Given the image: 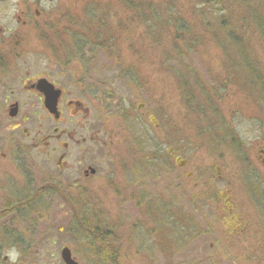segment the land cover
I'll return each instance as SVG.
<instances>
[{
  "label": "rangeland",
  "instance_id": "obj_1",
  "mask_svg": "<svg viewBox=\"0 0 264 264\" xmlns=\"http://www.w3.org/2000/svg\"><path fill=\"white\" fill-rule=\"evenodd\" d=\"M145 1H157L165 8L171 5L165 3L169 0ZM42 2L47 10H54V20L62 25L56 33L64 44L61 63L73 72L74 78L81 76L80 65L75 62L83 59L73 58L70 63L75 57L70 53L72 44L64 40H74H70L72 32L69 33V28L63 24L74 22L70 27L74 34H90L86 32L90 27L94 31L99 29L90 19L92 9L100 6L108 13L112 33H108L103 51L98 49L94 53L100 86L93 93L85 89L74 90L73 94L86 102L90 114L106 116L108 127L115 135L108 148L76 150L71 160L76 161V168L80 159L98 171L94 183L89 184L90 193H96V196L79 203L81 218L83 213L94 210L100 214V222L106 219L111 224L127 222L128 228L114 231L112 237L103 231L112 245L110 253L113 255L116 251L119 255L117 264H264V87L260 84V81L264 84V38L257 33L242 37L244 50L250 54L249 62L258 72V78L259 74L263 78L258 83H251L248 69L244 65L241 68L235 59L238 49L227 35H222L225 28L220 25L221 21L227 20L230 25L242 29L245 15L264 13V0H218L204 5L201 0H181L179 17L192 22L187 38L196 43L189 51L182 42L178 46L172 45L168 28L159 31L156 42L152 38L155 31L147 30L140 19L123 7L125 0ZM221 6L227 10L223 11ZM242 33L243 30L239 35ZM97 39L93 36V40ZM99 43L97 41L94 48ZM179 46L186 53L183 57L176 50ZM180 80L189 87L184 88ZM251 80L253 82V78ZM207 94L211 101L208 110L196 102L201 103ZM184 100L190 101L191 105L194 101L195 107ZM222 123L237 132L240 144L230 142L233 136H225L221 127L213 131L212 124L219 127ZM170 147L181 157L162 156ZM36 160L44 172L58 169L55 168L57 160L45 162V153L42 157L38 154ZM113 171L119 175L115 182L111 181ZM134 180H142L146 185L133 183ZM121 184L125 198L114 191ZM144 190L159 205L162 235L157 231L160 234L158 249L155 250V245L146 248L147 252L148 248L152 249L151 256L130 260L128 243L133 245L134 252L137 241L144 238L143 234L137 233L139 229L135 230L136 224H150L154 228L149 216L154 202L143 201L137 206L128 200L130 195L142 194ZM66 193L71 195L69 187ZM90 193L78 192L77 196L82 198L83 194ZM228 195L235 220L230 217L225 204ZM57 197L46 207L36 206L31 210L42 211L39 216H45L49 233L57 230L56 224L66 231L75 227L73 211L77 203L64 202ZM148 205L149 209L145 211ZM90 215L83 222L80 218L81 246H77L70 233L66 234L67 245L73 247L74 256L82 264H98L103 253V248H99L98 254V248L90 245L93 235L89 239L85 234L83 227L94 225ZM169 217L177 226L167 224V228H163V220L168 221ZM170 226L178 232H171V235ZM128 229L130 235L126 240ZM186 232L190 234L186 235ZM152 235L149 234V238ZM176 235L181 238L174 242L172 237ZM60 259V253H38L28 257L34 264H51Z\"/></svg>",
  "mask_w": 264,
  "mask_h": 264
},
{
  "label": "flooded vegetation",
  "instance_id": "obj_2",
  "mask_svg": "<svg viewBox=\"0 0 264 264\" xmlns=\"http://www.w3.org/2000/svg\"><path fill=\"white\" fill-rule=\"evenodd\" d=\"M42 1L15 0L12 3L11 0H0V264H34L31 260L28 261V257L38 253H60V261L51 264H67L62 258L65 248L71 249L72 257L78 264H82L74 256L73 247L67 245L66 234L70 233L77 246H81L79 203L93 200L96 196V193H90L89 184L94 183L98 171L94 166L87 164V161L80 159L77 160V170L76 161L71 160V156L76 150L106 149L111 144L109 142H113L112 137L115 135L108 127L106 116H102V113L93 116L86 102L73 94L74 90L85 89L93 93L92 91L100 86L95 70L94 53L97 49L94 46L97 43L93 40L94 33L74 34L72 29L70 30L74 22H61L69 28V33L72 32L70 40H74H64L65 43L72 44L70 53L75 57H72L70 63L74 61L73 58L83 59L75 62L80 65L81 76L75 75L74 78L73 72L61 63L64 44L56 33L60 32L62 25L54 20V10H47ZM88 30L90 31L91 27ZM72 54L68 53L70 56ZM57 66L60 68H56ZM106 136L108 140H105ZM262 151L264 152V148ZM44 153L46 163L57 160L55 168L58 169L50 173L39 167L37 155L41 154L42 157ZM174 155L181 157L177 156L171 147L162 154L170 159ZM117 175V171L112 172V182H115V177L119 176ZM138 182L141 185L142 180L133 181ZM68 187L70 196L66 193ZM114 191L124 197L123 184ZM78 192L90 194H83L82 199L77 196ZM146 192L147 190H144L142 194L128 197V200L134 201L137 206L143 201L154 202L151 205L153 212L149 214L154 228L150 224H136L135 230L139 229L137 233L143 234L144 238L137 241L134 252L133 245L128 243L127 253L130 260L138 256H151L152 249L148 248L147 252L146 248L148 245H155V250L158 249L160 234L157 231L162 235L159 205L153 198H149ZM56 196L61 201L77 203L73 211L75 227L66 231L63 226L56 224L58 228L53 233L57 235L49 233L50 226L44 223L47 222L45 216H39V213H42L40 209L31 211L36 206L46 207L48 203L54 202ZM225 201L230 217L235 220L229 195ZM148 209L149 205L145 211ZM32 212L33 215H30ZM98 214L94 210L83 213L84 217L90 215L94 228L96 231L99 229L100 234L97 231L95 240L92 241L98 248V254L103 248L97 262L117 264L119 255L116 251L113 255L110 253L112 245L103 231L106 230L112 237L114 231L128 228L127 222L111 224L107 219L100 222ZM171 217L168 221L163 220V227L167 224L177 226L173 225L174 221H170ZM171 226L169 232H178ZM128 231L129 229L125 231L126 240L130 235ZM149 234H153L151 238ZM189 234L190 232H186V235ZM101 238L106 239L101 241ZM178 238L181 237H172L174 242H177ZM12 258L15 259L11 260Z\"/></svg>",
  "mask_w": 264,
  "mask_h": 264
},
{
  "label": "trees",
  "instance_id": "obj_3",
  "mask_svg": "<svg viewBox=\"0 0 264 264\" xmlns=\"http://www.w3.org/2000/svg\"><path fill=\"white\" fill-rule=\"evenodd\" d=\"M125 4H123V7H125V9H127L128 11H130L133 16L135 15L137 17V19H140V23L143 24L144 27L147 28V30L150 31H155L156 34H152V38L154 40L157 39V37H160V32L163 29L162 28H168L170 29V33L169 36L171 41L173 42L172 45L175 44V46H178L179 43H183L186 46V49H188V51L190 50V48L192 47V45L196 44V43H192L190 41L189 38H187L189 36V34L191 33V27L193 26L192 22L190 23V21L183 19L180 16V10H178V8L180 7L179 3H181V0H177V2H173L174 0H169L166 1L165 3H171V5H167L166 8L162 7L161 3H157V1L155 3L152 2H148L145 1L144 2H139V0H125ZM213 2L215 3L218 0H201V4H205L207 2ZM182 4V3H181ZM207 6V9H211L209 7V5H205ZM223 11H226V7L221 6ZM214 9V8H212ZM189 10V9H188ZM203 10H201L202 12ZM200 12V13H201ZM197 13V12H195ZM183 14V13H182ZM254 15H249L248 17H246V15L243 18V26L242 29L241 28H235L234 26L230 25L229 22L227 20H223L220 22V25L223 26V28H225V31L222 30V35H227L229 41L233 42L234 47H236L238 49L237 51V56L235 59L237 60V63L239 64V66L244 65V68H247V72H248V78L251 81V83H258L259 80H262V76L259 74V78H258V72L256 73V69L255 67L252 65L251 61L249 62V60H251L250 57H248L250 54L248 51H245V47H243V44L245 41H243V35H247V33H252V35L255 33H257V35H260L262 38H264V13L260 12L259 13H253ZM259 14V15H258ZM107 15L108 13H105L104 10L101 9L100 6L95 7L94 9H92L91 12V20L95 21L96 24H98L99 29L94 31V28L89 30H86V32L89 33H94V37L98 38L96 40L99 41L100 43L97 45V50L99 49L100 51L103 50L104 46H105V39L108 40L109 38H106L109 34V32L112 30L110 29L109 26V21L107 20ZM193 14L190 13V17H192ZM230 22L232 21V17L230 16ZM243 30L242 35L240 36V31ZM245 30V31H244ZM97 32H100L101 34H97ZM210 33V32H209ZM193 34V32H192ZM191 34V35H192ZM102 35V36H99ZM157 42V40H156ZM179 51V56L183 57L185 56V52L183 51V49L180 48V46L176 49ZM230 59V57H228ZM234 58H232L233 61ZM234 59V63L236 62ZM231 60V59H230ZM229 60V61H230ZM247 62H249L247 64ZM234 66V65H233ZM182 69V68H181ZM252 70V71H251ZM180 77H183V74L180 72L179 73ZM179 77V78H180ZM251 78H253V82L251 80ZM181 81V80H180ZM260 84L262 85V87H264V84L262 83V81H260ZM181 85L184 88L189 87V84L186 83L185 81H181ZM190 95V93H189ZM184 96H188L187 94L184 93ZM185 103H187L189 106L191 107H195L196 103L193 101L192 105L191 102L188 100H184ZM196 102H198L199 104L202 105V108H207L206 110H208L209 105L211 104V101L209 100V94H207V98L203 99L201 101V103L199 101L196 100ZM208 104V105H207ZM193 109V108H192ZM212 121V119H211ZM213 131H215L214 129L216 128H222L224 130V132L226 133L225 136H233V138H231L229 141L232 143H239L240 140L238 139L236 133L234 131V129L232 130L229 125L227 123H222L221 126H216L213 125ZM224 136V137H225ZM238 141V142H237ZM224 143V142H223ZM225 144V143H224ZM240 144V143H239ZM166 153V152H165ZM82 209V207L80 206V210ZM79 210V211H80ZM81 213V212H80ZM85 215H82V222L85 220L86 217H84ZM167 228V226H165ZM163 227V228H165ZM85 228V234L87 235V237L90 239L91 236L93 235V241L95 240V234L97 233V231L99 232V229L96 231V229L94 228V226H86L83 227ZM170 234L172 235V233L170 232ZM190 238V237H189ZM104 241V238H101V241ZM93 245L94 243H90V245ZM94 246V245H93ZM95 247V246H94Z\"/></svg>",
  "mask_w": 264,
  "mask_h": 264
},
{
  "label": "water",
  "instance_id": "obj_4",
  "mask_svg": "<svg viewBox=\"0 0 264 264\" xmlns=\"http://www.w3.org/2000/svg\"><path fill=\"white\" fill-rule=\"evenodd\" d=\"M62 258L67 264H78L74 257H72L71 249L65 248L62 251Z\"/></svg>",
  "mask_w": 264,
  "mask_h": 264
}]
</instances>
